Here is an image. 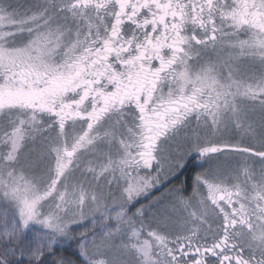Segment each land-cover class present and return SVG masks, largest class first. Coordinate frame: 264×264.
<instances>
[{"label":"snow or ice","instance_id":"1","mask_svg":"<svg viewBox=\"0 0 264 264\" xmlns=\"http://www.w3.org/2000/svg\"><path fill=\"white\" fill-rule=\"evenodd\" d=\"M0 264H264V0H0Z\"/></svg>","mask_w":264,"mask_h":264},{"label":"flooded vegetation","instance_id":"2","mask_svg":"<svg viewBox=\"0 0 264 264\" xmlns=\"http://www.w3.org/2000/svg\"><path fill=\"white\" fill-rule=\"evenodd\" d=\"M194 175L192 171V166L189 165L186 170L177 173L174 177L170 178L168 181H165V184L169 189L175 187L178 189H182L185 194H190V185H191V177ZM163 190V186H162ZM159 195V192L156 193Z\"/></svg>","mask_w":264,"mask_h":264},{"label":"rangeland","instance_id":"3","mask_svg":"<svg viewBox=\"0 0 264 264\" xmlns=\"http://www.w3.org/2000/svg\"><path fill=\"white\" fill-rule=\"evenodd\" d=\"M70 251H71V250H69V252H68V253H70ZM58 254L60 255V253H58ZM63 255H65V256H68L69 254H63ZM73 258H74V257H73Z\"/></svg>","mask_w":264,"mask_h":264},{"label":"trees","instance_id":"4","mask_svg":"<svg viewBox=\"0 0 264 264\" xmlns=\"http://www.w3.org/2000/svg\"><path fill=\"white\" fill-rule=\"evenodd\" d=\"M69 252V251H68ZM68 252H63V253H60V254H70V253H68ZM59 255V254H58Z\"/></svg>","mask_w":264,"mask_h":264}]
</instances>
